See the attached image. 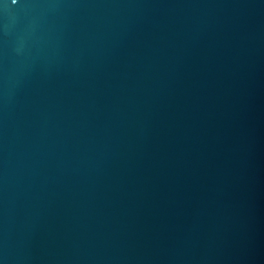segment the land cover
I'll list each match as a JSON object with an SVG mask.
<instances>
[{
  "label": "water",
  "instance_id": "95a60500",
  "mask_svg": "<svg viewBox=\"0 0 264 264\" xmlns=\"http://www.w3.org/2000/svg\"><path fill=\"white\" fill-rule=\"evenodd\" d=\"M0 264H264V0H0Z\"/></svg>",
  "mask_w": 264,
  "mask_h": 264
}]
</instances>
